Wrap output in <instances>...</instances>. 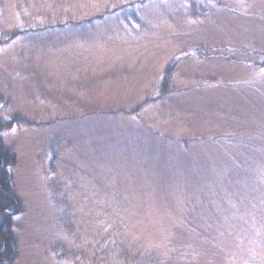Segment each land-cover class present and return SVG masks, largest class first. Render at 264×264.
Returning <instances> with one entry per match:
<instances>
[{
    "label": "rangeland",
    "instance_id": "1",
    "mask_svg": "<svg viewBox=\"0 0 264 264\" xmlns=\"http://www.w3.org/2000/svg\"><path fill=\"white\" fill-rule=\"evenodd\" d=\"M0 128L3 264H264V0H0Z\"/></svg>",
    "mask_w": 264,
    "mask_h": 264
},
{
    "label": "trees",
    "instance_id": "2",
    "mask_svg": "<svg viewBox=\"0 0 264 264\" xmlns=\"http://www.w3.org/2000/svg\"><path fill=\"white\" fill-rule=\"evenodd\" d=\"M174 66L172 65L169 69V76L172 70H174ZM170 79L167 77V83L164 84V91H166L169 87ZM1 130V128H0ZM16 163V159L14 155L9 153H5L3 151V146L0 140V237L5 240V244L1 245L2 247L7 246V250L3 253L4 259L0 262L3 264L5 262H9L15 256L17 251L16 242L12 239L13 236V211L17 213V210H21V204L17 199L16 194L13 189V177L11 174V167H13ZM0 246V253H2V247ZM125 261L133 262L134 264H143V259L141 256H135V258H130L129 254H125Z\"/></svg>",
    "mask_w": 264,
    "mask_h": 264
}]
</instances>
